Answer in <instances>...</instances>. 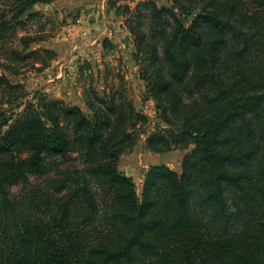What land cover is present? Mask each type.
Returning <instances> with one entry per match:
<instances>
[{
  "label": "trees",
  "instance_id": "1",
  "mask_svg": "<svg viewBox=\"0 0 264 264\" xmlns=\"http://www.w3.org/2000/svg\"><path fill=\"white\" fill-rule=\"evenodd\" d=\"M55 1L0 0V264H264V0H148L127 19L176 127L151 147L196 146L181 174L151 166L141 198L119 164L145 117L122 86L93 93L92 116L17 103L11 76L55 54L30 50Z\"/></svg>",
  "mask_w": 264,
  "mask_h": 264
},
{
  "label": "rangeland",
  "instance_id": "2",
  "mask_svg": "<svg viewBox=\"0 0 264 264\" xmlns=\"http://www.w3.org/2000/svg\"><path fill=\"white\" fill-rule=\"evenodd\" d=\"M144 1L148 0H58L37 5L35 10L45 17L30 25L43 38L30 50L44 48L55 54L47 55L45 63L37 62L20 75L11 76L22 85V98L17 103L34 101L42 94L76 105L90 116L93 111L87 101L93 93L103 95L111 92V85L122 86V95L127 94L145 117L136 121L139 132L119 164L120 171L133 177L140 198L151 166L166 165L181 174L185 157L196 148L188 138L162 152L150 145L151 137L176 127L161 114L157 100L141 78L137 45L129 20L127 23ZM153 1L167 8L172 5L171 0ZM184 19L191 20L188 16Z\"/></svg>",
  "mask_w": 264,
  "mask_h": 264
}]
</instances>
